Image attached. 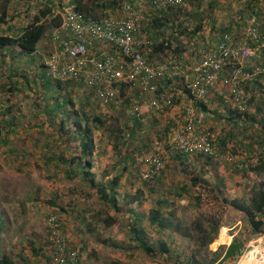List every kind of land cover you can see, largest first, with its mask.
<instances>
[{
    "label": "rangeland",
    "instance_id": "rangeland-1",
    "mask_svg": "<svg viewBox=\"0 0 264 264\" xmlns=\"http://www.w3.org/2000/svg\"><path fill=\"white\" fill-rule=\"evenodd\" d=\"M210 1L196 0L193 4H189L188 1L183 2L192 14H202V31L198 37L190 41L187 38H181L187 49L180 60L173 59L169 52L157 53L151 59L152 64L162 65L170 60L175 61L184 71V76L188 77L192 74V68L200 62L201 51L212 49L217 45L222 36L220 28L233 22L235 24L234 28L232 27V34L235 37L240 36L243 29L238 28L243 23L240 15L247 10L248 1L216 0L217 5L213 4L209 7ZM257 1L261 9L260 22H262L264 0ZM68 2L69 0H8L7 22L0 24V33L11 35L12 31L24 28L33 16L45 7L54 6L53 14H56L59 7ZM5 3L6 0H0V12ZM116 14L117 11L110 13L112 16ZM201 19L190 17L184 25L189 29L194 28ZM40 20V23L45 22L44 19ZM55 28L51 24L47 25L38 43L39 55L33 62L13 56L10 49L6 50L3 62L0 58V107L4 108L0 112V220L5 225V230L0 235V250L11 254L15 264L25 262L50 264L53 246L48 222L50 218H55L56 228L60 230L66 244L78 252L79 261L83 264L89 262L98 253L108 254L110 259L119 260L123 264H164L161 258L150 259L139 251L131 250L133 251L131 252L121 248L128 246L126 227L129 219L125 215L119 216L118 221L109 229L94 220L97 215L105 216L106 210L103 208V203L95 193L90 191L85 182L67 178L64 172L65 167L57 166L53 159L49 160L63 147L58 139L57 129L54 130L48 122L42 124L43 118H49L42 110L49 111L55 98H58V102H63L65 106L70 98L74 107L67 104L69 110L72 108L71 110L88 114L89 119L93 115H99L104 119L105 127L116 134L109 137L106 131L94 130V150L100 156L96 169H107L111 171L112 176L115 175L113 169L117 167L118 160H123L121 162L126 164V171L121 169V192L127 190L125 186L129 185V180L133 182V187L130 188L132 192L141 186V182L136 177L140 176V172L146 168V160L156 155L158 150V155L161 156L167 168L163 169L164 174L159 182L154 180L149 182L151 190H147L146 187L143 189L144 208L147 209L152 205V200L160 196L161 190L176 191L188 180L180 172L179 165L171 162L170 156L173 155L174 150L165 148L171 147L172 133L181 119L183 108L189 102L188 97L183 93L184 77L182 74L176 75L158 84L159 88H163L159 94L172 99L174 104L156 112L141 104L139 114L142 118V127L135 129L131 114L134 89L128 88L124 97L119 96L115 102L103 107L95 98H92L93 94L88 101H85L89 94L82 84H78L79 86L75 88L66 87L61 91L54 89L53 81H49L52 84L46 83L40 78L38 67L43 64L53 49L51 36ZM176 32L177 29H168L164 31L163 37L169 34L174 35ZM140 34H142L141 37H146V34L141 32ZM147 52H149L148 48L145 49L144 54L147 55ZM219 88L220 90L217 91L225 96L224 104H219L216 107L217 113L207 114V118L213 115V119L217 122L216 133L222 136L231 134V141L226 144L225 154L235 156V159L237 158L240 162L248 159V163L251 164L255 161V154L260 150L258 146H264V131L261 130L264 116L260 113L255 121L243 120L233 125L226 120L225 112L226 106L231 103L224 88ZM208 97L213 98L214 95L210 94ZM81 102H85L84 107L80 106ZM38 103H41L40 106ZM211 107L215 109L213 105H210ZM4 110L9 113L3 115ZM57 119L58 126L60 118ZM71 122L67 121V127ZM166 125L171 126L168 136L161 137L163 140L157 142L155 136L157 134L160 136ZM244 136H251L253 141ZM255 140L259 142L257 145ZM146 144L147 147H144L143 145ZM71 146H73L72 149L65 153L67 157L72 156V151H75V144ZM132 158L134 162L131 161ZM185 166L200 174L201 178L214 181V184L218 183L216 185L222 188V193L210 191L204 185L198 187L202 195L201 203L197 208L189 207L188 203L194 193L192 191L190 195H183L181 199L175 201L173 206L177 216L188 221L198 213L217 214L223 226L236 225L239 228L238 237L245 242L242 255L234 261L228 260L227 264H238L246 254L247 259L244 264H264L263 233L254 235L246 218L229 205L233 199H246L251 187L264 176L254 173H249L248 176L242 175L234 172L232 165L222 162L206 165L203 160H197L196 156H189ZM223 197L226 198V203H223ZM111 215H113L112 212ZM233 230L230 233L234 232ZM102 240H108L119 248L114 249L105 245ZM176 242L181 243L182 240L176 239ZM214 246L210 244L209 250L214 252L219 245Z\"/></svg>",
    "mask_w": 264,
    "mask_h": 264
},
{
    "label": "trees",
    "instance_id": "trees-1",
    "mask_svg": "<svg viewBox=\"0 0 264 264\" xmlns=\"http://www.w3.org/2000/svg\"><path fill=\"white\" fill-rule=\"evenodd\" d=\"M123 0H69V4L75 5V7L85 12L88 16L93 18L108 17L111 12L119 10ZM188 1L189 4H193L196 0H183ZM247 10L241 13L240 17L243 18V23L238 26L242 29L244 27V21L250 15L255 14L259 20H261V9L257 0H247ZM3 5V9L0 12V24H5L7 21L6 4ZM213 4L217 5L216 0L209 2V7ZM54 6L45 7L40 10L39 13L33 16L32 20L21 30L12 31L11 35L0 33V58L2 62L5 60L6 50L10 49V52L15 57L20 59L26 58L29 62H33L38 57V43L43 37L47 25L51 24L57 27L60 23L59 16H54ZM100 14V15H98ZM202 14H192L187 8L181 4L177 6H170L169 8L150 12L143 20L139 21L140 30L139 35L146 34L147 44L142 48V54L148 63H152V57L154 54H165L169 52L171 57L175 60H180L183 52L187 49L186 44L181 38H187L190 41L192 38H196L200 35L203 28V21L201 19ZM201 19L194 28L189 29L184 25L185 21L190 19ZM262 25L260 32L264 35V14L262 15ZM40 19H44L45 22L40 23ZM46 23H48L46 25ZM235 23H229V25L220 28L221 34H232V27ZM237 25V24H236ZM177 29V32L169 34L167 37H163L164 31L168 29ZM213 28V27H212ZM243 30V29H242ZM214 31V28L212 29ZM149 50L147 55L144 54L145 49ZM213 49V48H212ZM206 49V51L212 50ZM205 50V49H204ZM264 54V51H263ZM1 62V63H2ZM40 78L46 83L51 81L45 75L43 70V64L38 67ZM51 83V82H49ZM54 89L64 90L66 87L75 88L78 83L74 81L55 82L53 81ZM51 83V84H52ZM83 87V86H82ZM128 89V85L123 84L120 90V96L124 97ZM163 88H159V92H162ZM54 90V91H55ZM87 91L88 97L85 101L89 100L92 96V92L84 87ZM183 93L188 97V104L191 103L195 108L200 109L206 114L217 113V108L210 111V105H216V101L220 100L218 104H224V97L219 99H212L207 97L204 101L193 100L189 91L184 88ZM251 98L248 106L244 112H239L232 104L226 106L225 112L227 113L226 120L236 125L239 121L250 120L255 121L256 117L261 113L264 116V76L260 83H256L250 86ZM92 98H94L92 96ZM58 98L52 106L49 107V111L42 110L46 113L48 119L41 121L42 124L48 122L52 125L53 129H57L59 133L58 139L60 140L61 147L57 155H53L49 160L58 166H63L65 176L69 179H80L85 182L90 191L102 201L105 216H96V222L102 224L104 228H111L117 221L118 217L125 215L128 217V225L126 227V234L128 236V246L121 247L126 250L139 251L143 256L150 259L161 258L164 264H223L227 259L234 261L239 258L245 248V242L238 235L234 236L231 243L226 246H220L216 251L209 250V245L215 243L220 227L223 225L220 216L217 214H203L198 213L192 219L186 221L183 218H179L176 211L173 209L175 201L182 198L183 195H190L193 191L191 201L188 203L189 207L197 208L201 203L202 195L199 188L206 186L210 191H216L221 194V189L218 183L214 184V181L206 178H201L200 174L189 170L185 166L186 155L173 151L171 155V162L176 163L180 167V172L187 177V183L180 186L176 191L169 189L161 190L159 197L152 200V205L147 209L144 208V187L147 190H151L149 182L154 180L159 182L160 177L164 174L163 169L167 168L163 163V168L153 177L149 179H143L137 176L138 181L141 182V186L136 188L132 192L133 182L129 180V185H126V191L121 192V173L122 170L126 171L123 160H118L115 175L111 176V171L107 169L97 170V164H99L100 156L95 152L94 148V130L100 129L106 131L109 137H113L116 134L114 131L109 130L104 122V119L99 115L92 116L89 119L88 114L80 113L78 110H71L74 106L70 98L66 101V106L63 102H58ZM85 102H81L84 107ZM41 103H38L40 106ZM67 104L72 108L69 110ZM174 102L171 99V105ZM0 112L2 108L0 107ZM4 109V108H3ZM6 109V108H5ZM73 111V112H72ZM3 115H6V110L3 111ZM59 124L57 126V118ZM206 118V122H207ZM72 121L67 127V121ZM172 125V124H171ZM58 127V128H57ZM142 123L134 119V128L140 129ZM171 126L166 125L162 129L160 136H155L157 142L162 141L163 138L168 136V132ZM261 130L264 131V124H261ZM208 131L213 133L214 128L208 127ZM1 132V131H0ZM214 135V134H213ZM1 136V133H0ZM248 140H251V136H244ZM1 138V137H0ZM216 138V140H215ZM231 141V134L222 136L216 133L213 136V142L221 155H225L227 151V142ZM256 145L259 143L255 140ZM72 144H75V151H72V156L67 157L65 153L72 149ZM147 147L146 145H143ZM166 146V145H165ZM249 146V145H248ZM115 147V146H114ZM166 146L167 150L172 147ZM260 147V148H259ZM260 149L255 154V161L249 164L248 159H244L241 162L235 159V163L224 162L223 160L214 159L211 157H204L201 155L196 156L197 160L201 159L206 165L226 163L233 166L234 172H239L242 175L248 176L249 173L257 174L258 176H264V146H258ZM262 148V149H261ZM253 150V149H251ZM234 153V150H232ZM235 158V156H233ZM94 158V159H93ZM125 159V158H124ZM134 162V159H131ZM163 162V159H161ZM123 163V164H122ZM239 164V166H237ZM120 165V166H119ZM174 165V164H173ZM95 169V171H94ZM122 169V170H121ZM112 171V172H113ZM199 187V188H198ZM129 189V190H128ZM223 203L227 200L225 197L222 199ZM229 205L240 212L248 221L252 233H262L264 228V182L258 181L250 189L249 196L239 199H233L229 202ZM111 212L113 215H111ZM102 214V212H98ZM1 216V215H0ZM91 228V226H90ZM5 225L0 220V235L4 232ZM176 239H181L182 242H176ZM102 243L109 245L112 248H119L109 243L108 240H102ZM131 251V252H133ZM0 264H15V260L11 254H7L0 250ZM105 264H123L119 260H111Z\"/></svg>",
    "mask_w": 264,
    "mask_h": 264
},
{
    "label": "built area",
    "instance_id": "built-area-1",
    "mask_svg": "<svg viewBox=\"0 0 264 264\" xmlns=\"http://www.w3.org/2000/svg\"><path fill=\"white\" fill-rule=\"evenodd\" d=\"M181 4L183 0H123L115 16L98 18L88 16L73 4L59 7L54 14L60 23L51 36L53 49L43 62L45 75L55 82L70 80L82 84L103 107L115 102L121 86L126 84L135 90L131 114L140 122L141 104L154 112L171 106V100L159 94L158 84L181 74L193 100L204 101L221 87L232 106L244 112L251 98L250 86L260 83L264 76L262 22L252 14L245 19L239 37L224 33L212 50L201 51L200 62L187 77L175 61L148 63L142 54L148 42L139 35V21L150 12ZM206 118L205 112L187 104L172 133V149L186 156L201 155L235 163L230 154L218 152ZM158 154L157 150L146 160L147 166L140 172L143 179L155 176L163 168ZM54 221L50 218L48 222L53 246L50 264H79L78 252L66 244Z\"/></svg>",
    "mask_w": 264,
    "mask_h": 264
},
{
    "label": "crops",
    "instance_id": "crops-1",
    "mask_svg": "<svg viewBox=\"0 0 264 264\" xmlns=\"http://www.w3.org/2000/svg\"><path fill=\"white\" fill-rule=\"evenodd\" d=\"M219 42V41H218ZM215 47V46H214ZM213 47V48H214ZM218 91L220 90V88H218L217 89ZM218 91H214V92H212L211 93V95H214V97L212 98V99H219V97H224L225 98V96H224V94L223 93H221V92H218ZM219 95V96H218ZM217 102H219L220 103V100H217L216 101V105L217 106H214L215 108L216 107H218L219 106V104L217 103ZM212 106V105H211ZM209 109H214L213 107H209ZM211 116V118H208L207 119V128L208 127H213L214 128V132L213 133H211L212 134V136H216V120H214L213 119V115L211 114L210 115ZM214 134V135H213ZM215 140H216V138H215ZM261 181H263L264 182V178H262V179H260ZM259 180V181H260ZM94 217V216H93ZM92 217V218H93ZM95 220H96V218H94ZM239 223V222H238ZM94 224V223H93ZM238 225V224H237ZM223 226V225H222ZM222 226L220 227V228H222ZM224 228H226L227 230H228V235L230 236V241L227 243V244H220V243H218L217 242V240H218V235H219V233H218V235H217V238L214 240L215 241V243H214V247H217L218 245V248L220 247V246H228L230 243H231V241H232V239H233V237L234 236H236V235H238V233H239V228H237V226L235 225H231V224H229V225H226V226H223ZM232 229H234L233 231L234 232H232V233H230L231 232V230ZM220 232V231H219ZM217 248V249H218ZM216 249V250H217ZM215 250V251H216ZM247 257V254L243 257V259L242 260H240V262L238 263V264H244L245 263V261H246V258ZM111 260H113V259H110V256L108 257V254H104V253H98V254H96L95 255V257H92L91 258V260L89 261V262H84V264H105V263H107V262H109V261H111ZM227 260H229V259H227ZM24 264H29L28 262H25ZM79 264H83L82 262H80L79 261Z\"/></svg>",
    "mask_w": 264,
    "mask_h": 264
},
{
    "label": "bare ground",
    "instance_id": "bare-ground-1",
    "mask_svg": "<svg viewBox=\"0 0 264 264\" xmlns=\"http://www.w3.org/2000/svg\"><path fill=\"white\" fill-rule=\"evenodd\" d=\"M230 241V237L228 235V230L224 227L220 229L218 242L222 244H227Z\"/></svg>",
    "mask_w": 264,
    "mask_h": 264
},
{
    "label": "water",
    "instance_id": "water-1",
    "mask_svg": "<svg viewBox=\"0 0 264 264\" xmlns=\"http://www.w3.org/2000/svg\"><path fill=\"white\" fill-rule=\"evenodd\" d=\"M228 263V260H225L224 262H223V264H227Z\"/></svg>",
    "mask_w": 264,
    "mask_h": 264
}]
</instances>
